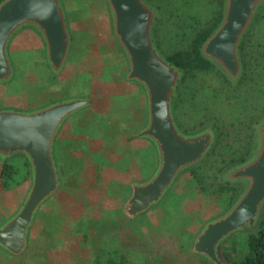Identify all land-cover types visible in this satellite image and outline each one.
<instances>
[{
	"label": "water",
	"instance_id": "95a60500",
	"mask_svg": "<svg viewBox=\"0 0 264 264\" xmlns=\"http://www.w3.org/2000/svg\"><path fill=\"white\" fill-rule=\"evenodd\" d=\"M113 40L127 66L125 80L145 95L146 121L136 134L155 151V168L143 181L129 184L122 213L135 221L158 206L177 179L198 166L216 139L212 124L186 133L174 114L182 72L158 51L153 30L159 11L146 0H104ZM264 0H224L222 18L202 44L200 54L235 86L242 75L239 45ZM32 30L44 46L50 75L58 78L72 50L71 28L63 0L0 1V85L14 80L10 46L21 32ZM88 96H71L31 110L0 109V162L25 160L29 185L16 211L0 224V250L21 257L29 245L41 207L62 186L54 159L55 139L70 116L92 106ZM254 148L245 162L222 171L219 180L237 189L230 205L199 227L190 253L208 264H225L220 250L231 235L255 234L264 214V116L253 125Z\"/></svg>",
	"mask_w": 264,
	"mask_h": 264
},
{
	"label": "rangeland",
	"instance_id": "374dc122",
	"mask_svg": "<svg viewBox=\"0 0 264 264\" xmlns=\"http://www.w3.org/2000/svg\"><path fill=\"white\" fill-rule=\"evenodd\" d=\"M63 1L72 33V50L65 71L58 78L50 75L44 60V46L35 32L30 30V36L23 34L19 43L16 38L10 46L14 80L2 87L6 105L27 109L43 106L58 97H96L101 92L103 108L106 104L108 107L111 84L125 72L126 66L110 33L105 2ZM262 10L258 11L248 32ZM208 77L211 89L221 87L218 78ZM82 118L79 116L81 123H85ZM229 145L237 148L232 142ZM91 147L89 152L95 151L94 143ZM63 158L66 162L62 165L66 163L68 168L70 154ZM222 165L217 163L205 168L208 182ZM102 170L98 167V173L91 174V179L82 183L83 188L66 186L47 201L35 218L25 254L15 258L0 250V264H88L95 257L113 251L122 254L129 264H208L190 253L191 241L203 222L229 206H226L229 195L201 194L187 171L158 206L130 222L120 217V204L128 196L126 185L115 190L114 173L107 172L105 167ZM73 176L65 172L68 184H76ZM28 185L25 183L8 192L0 185V224L16 211ZM247 236L244 232L231 235L222 246L237 244L245 248ZM227 252L220 250L222 259L229 257ZM243 257L244 253H237L236 260Z\"/></svg>",
	"mask_w": 264,
	"mask_h": 264
},
{
	"label": "trees",
	"instance_id": "16d2710c",
	"mask_svg": "<svg viewBox=\"0 0 264 264\" xmlns=\"http://www.w3.org/2000/svg\"><path fill=\"white\" fill-rule=\"evenodd\" d=\"M146 2L161 15L153 30L158 51L182 72L174 103L179 126L188 133L211 123L216 134L210 153L188 171L193 186L206 196L229 195L226 200L228 206L237 189L219 181L218 176L224 169L245 162L251 155L255 139L253 125L264 116V10L239 45L243 72L239 82L233 86L214 64L200 54L202 44L222 18L224 0ZM209 75L219 79L220 88L209 87ZM230 142L237 148L230 146ZM17 160L1 164L0 185L4 192L29 184L28 166L25 160ZM217 163L223 165L217 169L218 175L210 176L211 181L208 182L205 168ZM221 250H228L229 257L223 258L225 264H264V214L256 233L247 236L245 248L232 244L225 248L222 246ZM237 253H244L242 260H236ZM88 264L129 263L122 254L113 251L95 257Z\"/></svg>",
	"mask_w": 264,
	"mask_h": 264
},
{
	"label": "crops",
	"instance_id": "0c3cea01",
	"mask_svg": "<svg viewBox=\"0 0 264 264\" xmlns=\"http://www.w3.org/2000/svg\"><path fill=\"white\" fill-rule=\"evenodd\" d=\"M29 32L30 30H26L19 33L14 40L18 39L17 43L21 42L20 37L25 33H27V36H30ZM126 72L127 66L125 72L119 75L117 79H114L111 84L113 90L107 94L108 107L106 104L105 108H103L104 101L101 99L103 97L101 92L96 97L90 95L88 97L92 99V106L70 117L63 124L55 139L53 151L62 180V186L59 188V191L62 188H67L66 186L83 188L85 184L82 183H85L88 178L91 179V174L98 173V167L103 168V170L105 167L107 172L114 173L113 182L115 190L124 189L125 184L129 196V184L132 181H143L153 172L156 163L155 151L148 141L136 138V134L146 121L145 95L139 85L125 80ZM7 85H0V109L15 108L31 110L40 107L36 106L25 109L6 105L7 103L2 95L4 91L2 87ZM128 86L133 87V89H128ZM125 87L127 88L126 90ZM71 96L84 95L65 97ZM65 97H58L55 100ZM106 108V112H102ZM95 115L97 116L95 117ZM79 116L84 117L82 121L85 120V123H81ZM93 143L95 151L89 152ZM69 154L71 164L67 168L66 163L62 165V162H66L63 157H67ZM64 166L66 169H64ZM65 172L74 175L73 179L76 184H68L69 181H66ZM106 189L110 188L107 187ZM128 196L120 204L121 220L126 219L122 213V204Z\"/></svg>",
	"mask_w": 264,
	"mask_h": 264
}]
</instances>
